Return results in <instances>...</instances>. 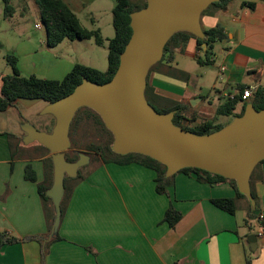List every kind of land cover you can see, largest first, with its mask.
<instances>
[{
  "label": "crops",
  "instance_id": "crops-1",
  "mask_svg": "<svg viewBox=\"0 0 264 264\" xmlns=\"http://www.w3.org/2000/svg\"><path fill=\"white\" fill-rule=\"evenodd\" d=\"M30 1L40 18L35 0ZM62 1L78 19L80 11L92 16V8L99 15L105 13L101 9L105 0H101L103 6L98 0ZM247 3L254 7L244 6ZM228 5L207 10L200 18L203 32L220 26L225 36L214 44L210 65L197 63L196 40L190 38L183 50L173 47L166 62L147 77V98L159 111L176 104L183 106L188 126L208 120L223 125L225 116L215 115L218 106L239 95L241 87L252 89V96L245 100L248 103L257 88H264V0H232ZM113 7L108 3L111 21L108 19L107 24H112ZM100 20L90 17L92 30L99 33L103 31ZM77 42L64 40L50 48L44 34L38 45L28 38L4 51L13 52L21 76L61 81L84 59L72 54L83 44ZM86 63L81 65L106 71L95 66L92 57ZM4 66L0 68V90L2 79L12 74L8 64ZM181 73L187 74L186 80L179 76ZM33 102L17 100L0 112V235L16 239L0 246V264H264V238L257 237V221L253 232L248 204L236 198L230 183H200L195 175L178 174L160 195L154 171L137 164H104L99 158L83 181L64 190L58 228L62 240L52 243L44 254V244L50 239L43 241L42 237L50 232L38 185L48 183L44 161L51 158L50 153H44L36 143H23L20 126L29 122L21 121L14 133L9 122L11 110L17 105L30 107ZM239 109L240 105L234 112ZM44 127L50 129L52 122ZM27 165L34 181L25 179ZM251 190L255 205L264 214V163L257 168ZM217 199H234L235 213L214 206L211 201ZM170 207L181 216L173 228L164 222ZM250 235L257 237L254 251L249 249Z\"/></svg>",
  "mask_w": 264,
  "mask_h": 264
},
{
  "label": "water",
  "instance_id": "water-1",
  "mask_svg": "<svg viewBox=\"0 0 264 264\" xmlns=\"http://www.w3.org/2000/svg\"><path fill=\"white\" fill-rule=\"evenodd\" d=\"M219 0H146V6L130 14L131 37L119 56L112 79L96 84L83 78L71 93L47 104L42 115L54 119L49 133L29 123L22 125L25 145L37 143L46 148L52 160L53 180L46 191L53 205L54 219L48 239L60 225L61 201L65 177L74 179L78 170L90 162L80 153L75 162L66 161L70 147L69 130L79 109L94 111L112 134L111 150L119 156L139 154L166 167V178L187 168L199 169L236 183L237 190L249 201H255L250 177L264 161V109L247 104L243 114L220 130L196 135L173 124L176 111L158 113L145 97L150 69L163 57L170 38L186 32L204 39L200 18ZM255 235L247 238L249 249H256Z\"/></svg>",
  "mask_w": 264,
  "mask_h": 264
},
{
  "label": "trees",
  "instance_id": "trees-1",
  "mask_svg": "<svg viewBox=\"0 0 264 264\" xmlns=\"http://www.w3.org/2000/svg\"><path fill=\"white\" fill-rule=\"evenodd\" d=\"M232 0H219V2L211 4L203 14L210 8H219L224 9ZM5 8L3 14L5 17H12L14 13V8L9 4L8 0H4ZM35 4L39 10L41 22L45 28V37L46 44L48 47L53 48L59 45L64 40H93L95 45L102 46L103 41L98 30H87L84 28L77 16L69 9V7L62 0H35ZM146 6L144 3L141 7H136L129 0H115L114 7L112 9V27L114 30L113 38L109 39L107 46V70L105 72L98 71L96 69L86 67L81 64H76L71 69V71L61 80L53 81L47 79H40L35 76L23 77L20 75L17 68V59L13 55H7L5 57L6 63L10 67L12 74L6 76L2 79V87L0 90V112L6 111L9 107H12L17 100H29V101H42L46 104H51L64 96L68 95L73 91V89L79 85L83 78H86L88 81H91L96 84H104L109 82L114 76L118 65H119V56L123 52L126 44L128 43L131 37V28H130V14L134 11L140 10ZM244 6L253 8V4H245ZM193 38L196 40V49L198 54L200 51L203 52V57L198 55L196 61L198 64L210 65L213 60L214 44L222 41L225 36L220 26H216L209 30L204 31V39L195 38L193 35L186 32H179L174 34L170 40L167 42L163 49V57L156 65H154L150 72L155 70L159 65L166 62V57L170 53L173 47L183 50L186 46L187 41ZM149 72V73H150ZM183 80L187 79V74L181 73L179 75ZM148 85L146 86L145 96L147 97ZM243 87L240 88L239 95L233 96L232 98L226 99L218 108L216 109V116H225L230 118L240 117L247 104H252L254 109L262 110L264 109V88H257L253 93L254 100L251 103L246 102L242 99ZM149 103V101H148ZM240 105L239 111L234 112L236 107ZM88 111L92 113L97 123L102 127V129L110 136V141L102 145H88L87 150L96 155L95 158H99L102 163H114L117 165H128V164H137L147 169H150L155 172V183H156V192L160 195L165 194L167 188L173 184V180L178 174L186 175H195L196 179L200 183L207 184H216V183H230L235 192L236 198L244 199L248 204V220L253 217L255 213L256 221L258 224V229L261 230L264 236V214L260 213L257 206L254 208L251 207L249 201L244 195H241L238 190L235 181L225 179L221 176L208 173L199 169L187 168L179 171L175 175L166 178V167L159 162L139 154H128L126 156H119L112 152L111 145L113 142L112 134L105 128L100 117L92 110L88 108H82L77 111L75 114L69 130V139L72 137V131L74 126L78 121V115L81 111ZM160 114H166L172 111H176V114L173 118V124L177 127H180L188 132H191L196 135H205L216 132L220 130L224 125L215 123V120H208L203 123L188 126L185 115L183 114L184 107L181 105H174L166 110H156ZM54 125V119L52 121V126ZM53 127L47 133L51 131ZM39 149L48 154L49 151L43 146L36 143ZM13 147L14 144L11 143ZM17 146V145H16ZM22 151V155H23ZM14 157V155H13ZM66 161L72 163L76 160V156H69L65 154ZM95 160V159H94ZM264 163L262 161L259 163L253 170L250 177V188L252 184V179L257 171V168L260 164ZM44 167L47 178V185H38V193L42 201L43 212L45 215L48 233L51 230L53 219H54V210L51 200L46 197V191L50 188L52 184V160L48 158L44 161ZM85 176H82L81 171L78 172L77 177L74 179L65 177L64 179V190L69 189V185L72 183H78L83 181ZM25 179L34 181L35 176L30 166H26L25 169ZM252 197L255 201V195L251 190ZM214 206L218 209L225 211L233 215L236 211V205L234 199H217L211 201ZM63 203H61V214H63ZM263 216L260 219V216ZM180 214L170 207L164 216V222H166L170 227L179 221ZM47 235L42 237V240H46ZM62 240L58 232L52 237L48 242L44 244V254L48 247L57 241ZM16 239L9 238L5 239L4 236L0 235V246L3 243H13Z\"/></svg>",
  "mask_w": 264,
  "mask_h": 264
},
{
  "label": "rangeland",
  "instance_id": "rangeland-1",
  "mask_svg": "<svg viewBox=\"0 0 264 264\" xmlns=\"http://www.w3.org/2000/svg\"><path fill=\"white\" fill-rule=\"evenodd\" d=\"M9 4L14 8V15L12 17H5L3 13H0V44L4 45V49L0 48V68L5 67L4 65L6 63V60L3 58L6 54L13 55V52L6 53L4 50H12L9 48H12L15 46L16 41L23 40L27 41L28 38H31V41L33 44L38 45L39 40L43 38V35L45 34V28L41 22V19L37 16L35 13L32 3L30 0H8ZM131 4L134 6L141 7L146 3V0H129ZM97 3H99L101 6H103V2L101 0H98ZM108 3L111 4V6L114 5L115 0H105L104 8H101L105 13L103 15H99L98 13L94 12V8H92V13L94 18L97 17L101 18L100 22L103 26V31L100 33V36L103 41V45L100 48H97L95 46V43L93 40L87 41L84 40L82 42H77L81 40H75L77 43H83L80 44L79 47H77V50L75 52H72V54L75 56H80L83 59V61H80L81 64H87L88 57H92L95 61V66H98L102 69L107 70V46L109 39L113 38L114 36V30L112 27V24H107V20L111 21V14L107 9ZM229 6V5H228ZM4 8V2L3 0H0V10H3ZM215 8V7H214ZM213 9L210 8L209 10ZM79 19L82 23L83 27L87 30H92L93 26L90 23V17L86 11H80L79 13ZM203 14V13H202ZM20 26V27H19ZM38 26L39 28H37ZM89 43V44H84ZM86 45H91V48H88ZM92 51L91 54L89 52ZM199 55L203 57V52L200 51ZM14 56V55H13ZM5 60V61H4ZM149 101V104L153 106L155 110H158V107L154 106L153 102L147 98ZM254 98L249 99L250 102H252ZM34 104L30 107L22 105L21 107L17 105V107L14 110H11L9 112L10 120L9 122L13 125L12 132H18L19 131V123L22 122H29L32 126H34L37 130L46 132L47 128L44 127L45 123L52 122L53 118L49 115H42L46 103L42 101H35ZM20 119V120H19ZM232 121L230 117H224L222 118L221 123L225 126L229 124ZM18 125V127H17ZM189 126H192V124H189ZM20 129H22V126H20ZM49 130V129H48ZM110 141V136L102 129V127L97 123V120L95 116L92 113H89L88 111H81L78 115V121L76 125L73 128L72 131V137L70 139V147L66 151L67 155L73 156L74 152H81L86 153L91 157L92 162H89V166L81 170L82 176H86L92 168L95 167L97 161L94 160L96 155L94 153H91L88 151L87 146L92 145H102L106 142ZM259 210V209H258ZM249 226L250 230L253 232H256V217L255 213L253 214V217L249 219Z\"/></svg>",
  "mask_w": 264,
  "mask_h": 264
},
{
  "label": "built area",
  "instance_id": "built-area-1",
  "mask_svg": "<svg viewBox=\"0 0 264 264\" xmlns=\"http://www.w3.org/2000/svg\"><path fill=\"white\" fill-rule=\"evenodd\" d=\"M37 28H39L38 26H36ZM252 96V89L251 88H247L243 91V94H242V99L243 100H247L248 98H250ZM232 98V97H231ZM263 216L261 215L260 216V219H262ZM257 237L258 238H264L261 230H259L258 234H257Z\"/></svg>",
  "mask_w": 264,
  "mask_h": 264
},
{
  "label": "flooded vegetation",
  "instance_id": "flooded-vegetation-1",
  "mask_svg": "<svg viewBox=\"0 0 264 264\" xmlns=\"http://www.w3.org/2000/svg\"><path fill=\"white\" fill-rule=\"evenodd\" d=\"M146 97V96H145ZM146 100H147V97H146ZM148 101V100H147ZM76 152V151H75ZM73 153L75 156H76V160L75 161H77L78 160V155L81 153V152H77V153ZM82 154H85V155H87L85 152L84 153H82ZM87 156H89V155H87ZM74 161V162H75ZM90 164V163H89ZM89 164H87L86 166H84V167H82V168H80L79 170H78V172L79 171H81L82 169H84V168H86L87 166H89Z\"/></svg>",
  "mask_w": 264,
  "mask_h": 264
}]
</instances>
